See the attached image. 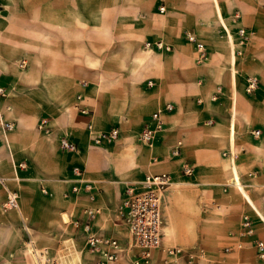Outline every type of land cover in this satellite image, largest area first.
<instances>
[{"label":"crops","instance_id":"crops-1","mask_svg":"<svg viewBox=\"0 0 264 264\" xmlns=\"http://www.w3.org/2000/svg\"><path fill=\"white\" fill-rule=\"evenodd\" d=\"M0 7V115L14 126L0 130V264H24L25 246L63 255L60 264H95L72 224L87 208L101 211L93 230L122 247L112 264H131L137 251L115 211L126 187L156 174L171 178L161 250H203L200 264H264L256 250L264 244V0H0ZM238 28L249 33L240 56ZM186 32L204 45L203 62ZM159 41L171 51L143 48ZM248 76L258 80L250 95ZM156 111L164 128L142 145L140 131ZM88 125L116 128L118 139L94 146ZM61 138L77 152L62 151ZM74 167L92 184L93 201L71 192ZM12 191L15 212L2 207ZM161 250L154 264L167 259Z\"/></svg>","mask_w":264,"mask_h":264},{"label":"built area","instance_id":"built-area-1","mask_svg":"<svg viewBox=\"0 0 264 264\" xmlns=\"http://www.w3.org/2000/svg\"><path fill=\"white\" fill-rule=\"evenodd\" d=\"M1 11V7H0ZM159 12L163 13L164 9L159 8ZM188 43L192 44L195 49L196 62L201 63L206 59V51L204 45L199 42L193 34L186 32L184 34ZM249 39V33L244 28H238L236 31V42L234 47L236 48L234 54L236 56L242 55V48H244ZM145 50L154 49L159 52H170L171 48L162 42H146L143 45ZM21 67L25 64L22 62ZM151 85L150 83H148ZM82 88L87 87L86 83H81ZM258 88V80L256 77L248 76L246 78L245 93L252 94ZM219 90V89H218ZM6 92L0 88V97H5ZM81 96H77V100H80ZM211 100H216V97H211ZM165 112L172 111V105L167 104L164 107ZM81 115H88L89 113L83 109H79ZM45 120H41L39 123V129H45ZM211 124V121L207 123ZM164 120L162 118V111H156L151 114L149 122L141 129L138 142L142 145H150L157 133L161 132L164 128ZM13 124L4 121L0 115V130L3 134L12 131ZM87 129L91 132L92 143L94 146H101L103 144H112L118 139V130L111 128L107 131L92 132L91 125L87 126ZM253 136H258L259 131H254ZM59 147L64 152L76 153L77 146L69 142L65 138H61L59 141ZM177 154V151H174ZM184 176H191L192 169L188 166H184L182 169ZM72 173L76 178L77 184L71 188L73 194L85 192L88 195L89 201L94 200L93 186L90 182L84 181L82 177V171L74 167ZM171 185V178L168 174H156L146 175L136 185H130L126 187L123 198L115 211L116 219L125 226L127 229L132 249L137 251V254L132 258V264H154L152 262V255L154 251L161 250V242L163 238L162 234V202L167 189ZM18 193L8 192L6 199L2 205L5 211L18 210ZM101 213L100 209L87 208L84 215L86 219L84 221L75 220L72 224L76 229H80L85 238V245L89 253L97 255L98 259L95 264H112L120 260L122 247L120 243L113 238H107L98 235L92 228V222ZM242 228L245 235L251 236L253 233L250 220L247 216H243ZM257 257L259 259L264 258V244L262 242L256 243ZM35 258L36 264H60L58 259L50 257L46 250L35 251L31 250ZM167 259L161 264H167L168 262H177L179 259L185 257L187 259L186 264H200V261L205 262L206 256L203 250L196 252H187L180 248H165L161 250ZM229 249H225L228 252Z\"/></svg>","mask_w":264,"mask_h":264},{"label":"rangeland","instance_id":"rangeland-1","mask_svg":"<svg viewBox=\"0 0 264 264\" xmlns=\"http://www.w3.org/2000/svg\"><path fill=\"white\" fill-rule=\"evenodd\" d=\"M21 256L24 264H36L32 251L28 247L25 246V248H23ZM62 256L63 255H54L53 258L58 259L60 261V258H63Z\"/></svg>","mask_w":264,"mask_h":264},{"label":"bare ground","instance_id":"bare-ground-1","mask_svg":"<svg viewBox=\"0 0 264 264\" xmlns=\"http://www.w3.org/2000/svg\"><path fill=\"white\" fill-rule=\"evenodd\" d=\"M4 108V107H3ZM8 110V109H7ZM11 110V109H10ZM3 116V115H2ZM231 128V127H230ZM232 131V130H231ZM234 133V132H233ZM7 142V141H6ZM149 146V145H148ZM238 185V184H237ZM243 191V190H242ZM245 195V194H244ZM247 199V198H246ZM251 205V204H250ZM253 205V204H252ZM254 209V208H253ZM15 212V211H14ZM21 213V212H20ZM17 215V214H16Z\"/></svg>","mask_w":264,"mask_h":264}]
</instances>
